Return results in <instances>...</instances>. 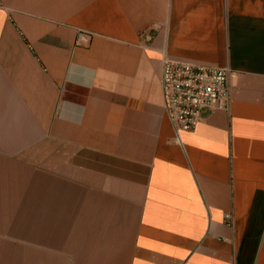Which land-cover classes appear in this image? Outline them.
Here are the masks:
<instances>
[{"label":"crops","instance_id":"obj_1","mask_svg":"<svg viewBox=\"0 0 264 264\" xmlns=\"http://www.w3.org/2000/svg\"><path fill=\"white\" fill-rule=\"evenodd\" d=\"M163 56L230 110L178 139ZM0 264H264V0H0Z\"/></svg>","mask_w":264,"mask_h":264},{"label":"built area","instance_id":"obj_2","mask_svg":"<svg viewBox=\"0 0 264 264\" xmlns=\"http://www.w3.org/2000/svg\"><path fill=\"white\" fill-rule=\"evenodd\" d=\"M92 34L80 30L75 44L87 46ZM231 70L228 66H211L162 58L164 108L179 139L181 132L194 130L208 110H230ZM226 219L232 220L227 213Z\"/></svg>","mask_w":264,"mask_h":264}]
</instances>
